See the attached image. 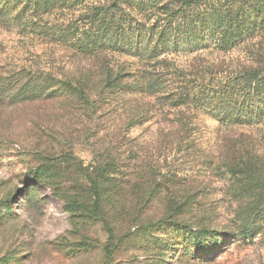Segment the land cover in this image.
I'll return each instance as SVG.
<instances>
[{
    "label": "rangeland",
    "instance_id": "1",
    "mask_svg": "<svg viewBox=\"0 0 264 264\" xmlns=\"http://www.w3.org/2000/svg\"><path fill=\"white\" fill-rule=\"evenodd\" d=\"M73 3L0 0V264H264V0Z\"/></svg>",
    "mask_w": 264,
    "mask_h": 264
},
{
    "label": "trees",
    "instance_id": "2",
    "mask_svg": "<svg viewBox=\"0 0 264 264\" xmlns=\"http://www.w3.org/2000/svg\"><path fill=\"white\" fill-rule=\"evenodd\" d=\"M63 1H67V0H63ZM70 1H73V0H70ZM87 2V0H74V3H73V5H77V4H85ZM119 2V0H114V8L116 7V5H117V3ZM109 11H110V9H107V10H105V9H102V10H100V9H96V14H95V17L97 16V15H99L100 13L101 14H103V15H106L107 16V14L109 13ZM153 35L151 34L150 35V37H149V40H148V44H149V46L151 47V48H154V50H159V48H160V45H159V43H160V41H161V39L163 38V34H160V36H159V38H157V40H156V43H154L153 42ZM112 46V45H111ZM111 46H109L108 44H102V43H99V41H95L93 44H92V47L95 49V50H97V49H99V50H105L106 48L108 49V48H110V49H115V50H117V46H115V47H111ZM117 47V48H116ZM254 77H256V79H258L257 80V83L259 84V85H262L263 83H264V81H263V79H262V77H260V75H259V73H257ZM253 77V78H254ZM262 81H263V83H262ZM68 85H70V84H68ZM264 87V86H263ZM80 91H82V90H80ZM251 100H250V98H248V100H247V102H250Z\"/></svg>",
    "mask_w": 264,
    "mask_h": 264
}]
</instances>
